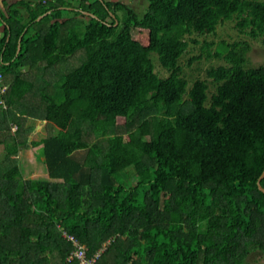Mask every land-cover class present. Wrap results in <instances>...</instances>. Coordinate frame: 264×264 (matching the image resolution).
<instances>
[{"label":"trees","instance_id":"obj_1","mask_svg":"<svg viewBox=\"0 0 264 264\" xmlns=\"http://www.w3.org/2000/svg\"><path fill=\"white\" fill-rule=\"evenodd\" d=\"M96 1L67 9L72 2L20 0L0 10V86L7 85L0 132L17 125L0 134V151L12 160L0 164V264H66L72 246L64 230L88 255L104 246L97 264H248L250 253L264 254V192L257 185L264 64L248 65V41H222L214 50L204 41L187 64L203 57L228 63L206 70L215 86L209 97L206 79L187 89L180 59L198 43L193 34H212L231 19L264 44V0H148L143 15L98 0L104 11L115 10L110 21L95 11ZM19 5L27 9L22 19L15 17ZM63 10L87 18L82 36L72 26L60 39ZM45 19L44 31L38 25ZM133 29L147 32L146 45ZM79 50L84 61L58 77L54 94L48 80L39 89L40 120L59 131L39 142L48 177L24 179L16 163L25 140L20 117L33 125L24 109L13 114L34 87L24 68L35 59L52 68ZM151 53L168 76L155 71ZM84 121L107 136L106 145L88 142Z\"/></svg>","mask_w":264,"mask_h":264},{"label":"rangeland","instance_id":"obj_2","mask_svg":"<svg viewBox=\"0 0 264 264\" xmlns=\"http://www.w3.org/2000/svg\"><path fill=\"white\" fill-rule=\"evenodd\" d=\"M61 4L64 3L68 5L70 2L77 3V0H58ZM94 1V0H91ZM127 1V0H126ZM55 2V0H53ZM104 2H108V0H104ZM148 4V0H131L129 5L135 9V11L139 15H143L146 11ZM94 5V4H93ZM95 11H98L100 15L106 20L110 21V17H114L115 13L113 9H110V12L104 11L101 4L98 3V0L95 4ZM88 12V11H84ZM62 18H67V26L60 28V39L65 38L68 34L67 29L75 26L76 32L79 35H83V25L87 18L80 19L77 18L76 15L69 11H62ZM85 13V15L89 14ZM116 14L119 18L124 16L122 11H116ZM96 17L97 15L93 13ZM51 20L45 19L44 21L40 22L38 28L40 27L42 30H47L50 25ZM235 19L226 20L218 24L216 31L209 35H196L193 34L191 37L198 40V43H190L188 47V51L184 53L180 59V64L183 66L184 75L188 80V87L189 90L192 83L197 78L206 79L209 85L208 95L209 97L215 91V86L212 83L211 79H209L206 75V70L210 67H217L222 64H228L227 61L222 58H206L203 57L200 60H194L189 65L187 64L188 59L195 54H198L201 51V45L204 41L214 42L212 50L215 49V46L222 41L226 42H234V41H248L250 44V50L247 54L248 58V65L252 67H257L264 64V44L262 43V38L253 39L247 36L245 33L238 31L235 27ZM118 24L115 21L114 25ZM133 36L137 39L142 45H146L148 42V35L146 31H142L140 29H133L132 31ZM150 57L153 59L155 71L161 77L168 76V71L164 69L159 60L156 53H151ZM85 55L83 51H77L76 53L72 54L69 57H66L65 60L60 61L59 63L55 64L52 68L43 69L44 62L35 59L30 62V64L24 68L25 75L28 79L32 80L34 83L33 89L28 93L22 100L21 106H13V114L18 112V109H24L26 111V116H29L28 124L33 125V129H28L26 124L24 123L25 117H20V126L18 127V134L23 139V142L19 145V152L16 157V163H18L19 169L21 171L22 176L24 179L29 178H39V179H46L48 177L46 173V168L43 163L42 158V146L39 144L41 139L45 136L56 134L58 133L59 129L52 123H42L40 120V110L37 109L39 105V89L41 86L45 85L43 80H48L49 85L47 86L48 93L54 94L56 87L54 86L55 82L60 78L65 72L70 71L76 68L81 62L84 61ZM8 81L9 78L6 77ZM5 101V99H4ZM209 103V101H208ZM7 103H5L6 108ZM38 106V107H37ZM36 107V108H35ZM123 121V120H122ZM138 120H135V123ZM16 123L12 122L9 124V131L2 130L0 134H10L16 132ZM72 127V124L70 128ZM82 127L85 132V138L88 142L92 143L95 141H99L103 145H106V137L107 136H96L92 130V126L84 121L82 122ZM26 128V129H25ZM25 129V130H24ZM124 129V126L122 127ZM126 135V134H125ZM2 151V150H1ZM0 151V164L6 168L11 163L12 160L9 161V157L4 154V152ZM128 172L134 171V168L130 167L127 169ZM55 258V257H54ZM246 262L248 264H264V254L261 253L260 250H256L250 253L247 258ZM58 259H54L52 264H57Z\"/></svg>","mask_w":264,"mask_h":264},{"label":"built area","instance_id":"obj_3","mask_svg":"<svg viewBox=\"0 0 264 264\" xmlns=\"http://www.w3.org/2000/svg\"><path fill=\"white\" fill-rule=\"evenodd\" d=\"M3 81V74L0 71V82ZM7 90L6 84H1L0 86V107H5V101L3 98L4 93ZM62 236L71 243V250L65 257V263L70 264H97L99 259V255L101 251L104 249V246L95 252L92 255H88L87 247L85 244L81 243L78 238H76L73 234L68 233L67 231H62Z\"/></svg>","mask_w":264,"mask_h":264},{"label":"crops","instance_id":"obj_4","mask_svg":"<svg viewBox=\"0 0 264 264\" xmlns=\"http://www.w3.org/2000/svg\"><path fill=\"white\" fill-rule=\"evenodd\" d=\"M19 1L20 0H0V10H2L3 12H6L10 5H12L14 3H18ZM43 1L47 2L49 0H43ZM108 1L124 3V2H128L129 0H127V1L126 0H108ZM76 5H77L76 3H72V6H65V8H67V9L75 8ZM31 6H34V4L32 3ZM16 10H17V13L15 14V17L17 19H22L23 16L27 15V9L25 8L24 5L17 6ZM82 13H84V12H82ZM76 17L80 18V19L86 18V17H82L80 15H76Z\"/></svg>","mask_w":264,"mask_h":264},{"label":"water","instance_id":"obj_5","mask_svg":"<svg viewBox=\"0 0 264 264\" xmlns=\"http://www.w3.org/2000/svg\"><path fill=\"white\" fill-rule=\"evenodd\" d=\"M85 13H88V12H85ZM90 16H94L92 13H89ZM20 49V39H19V43H18V46H17V52L19 51ZM264 178V170L262 171V173L260 174V176L258 177L257 179V185H258V188L264 192V187L261 185V180Z\"/></svg>","mask_w":264,"mask_h":264},{"label":"flooded vegetation","instance_id":"obj_6","mask_svg":"<svg viewBox=\"0 0 264 264\" xmlns=\"http://www.w3.org/2000/svg\"><path fill=\"white\" fill-rule=\"evenodd\" d=\"M130 1L131 0H129L128 2H124L123 4H126V5H128L129 7H131L130 5H129V3H130ZM109 12H110V10H109ZM91 13V12H90ZM93 14V13H92ZM89 14H87V16H88Z\"/></svg>","mask_w":264,"mask_h":264}]
</instances>
